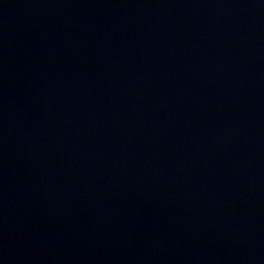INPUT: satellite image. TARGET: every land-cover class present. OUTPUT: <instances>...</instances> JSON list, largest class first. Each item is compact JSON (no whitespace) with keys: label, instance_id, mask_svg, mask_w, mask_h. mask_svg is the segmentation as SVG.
I'll list each match as a JSON object with an SVG mask.
<instances>
[{"label":"water","instance_id":"1","mask_svg":"<svg viewBox=\"0 0 264 264\" xmlns=\"http://www.w3.org/2000/svg\"><path fill=\"white\" fill-rule=\"evenodd\" d=\"M0 264H264V0H0Z\"/></svg>","mask_w":264,"mask_h":264}]
</instances>
